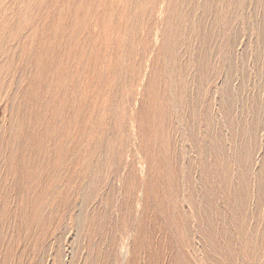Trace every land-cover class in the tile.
<instances>
[{"label": "rangeland", "instance_id": "obj_1", "mask_svg": "<svg viewBox=\"0 0 264 264\" xmlns=\"http://www.w3.org/2000/svg\"><path fill=\"white\" fill-rule=\"evenodd\" d=\"M128 238L264 264V0H0V264Z\"/></svg>", "mask_w": 264, "mask_h": 264}, {"label": "bare ground", "instance_id": "obj_2", "mask_svg": "<svg viewBox=\"0 0 264 264\" xmlns=\"http://www.w3.org/2000/svg\"><path fill=\"white\" fill-rule=\"evenodd\" d=\"M45 75V74H44ZM49 76H50V74H49ZM138 215L139 216H141V218L145 221V223H147V221H146V219L148 220H150L151 219V217H150V213L148 212V210L145 208V207H143V208H141L140 210H139V212H138ZM28 217V216H27ZM30 228H32L35 224H36V228L37 227H39V223L37 224V222H39L40 221V212L39 211H36L31 217H30ZM143 221V222H144ZM142 221H141V224H142V227H141V233H143V227H144V224L145 223H143ZM29 228V229H30ZM125 233H126V236L128 235V230L127 229H125ZM127 238V237H126ZM118 240H117V238H114V239H111L110 240V244H111V247H115V246H119L118 245ZM128 242H129V238L127 239V243H126V239H125V242L122 244V248H121V251H120V253L121 254H116L115 255V258L113 259V264H125L126 263V255H127V253H128V249H127V246H128ZM121 243V242H120ZM142 244V243H141ZM120 249V248H119ZM9 255V254H8ZM7 255V256H8ZM174 256V255H173ZM12 257V259H13V255H11L10 257H9V259ZM145 258V257H144ZM127 263H129L130 264V260H128V262ZM140 263H142V262H140ZM95 264H111V261H110V258H109V256L107 257V255H106V257H104L103 256V250L102 249H100V254H98V257H95Z\"/></svg>", "mask_w": 264, "mask_h": 264}]
</instances>
